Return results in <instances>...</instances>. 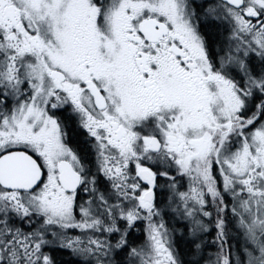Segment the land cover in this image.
Wrapping results in <instances>:
<instances>
[{
    "label": "snow or ice",
    "instance_id": "snow-or-ice-1",
    "mask_svg": "<svg viewBox=\"0 0 264 264\" xmlns=\"http://www.w3.org/2000/svg\"><path fill=\"white\" fill-rule=\"evenodd\" d=\"M0 264H264V0H0Z\"/></svg>",
    "mask_w": 264,
    "mask_h": 264
}]
</instances>
